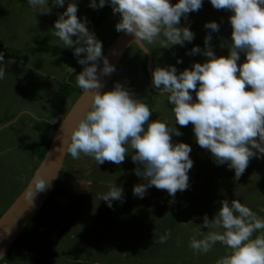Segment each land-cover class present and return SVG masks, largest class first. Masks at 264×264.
Instances as JSON below:
<instances>
[{
  "label": "rangeland",
  "instance_id": "rangeland-1",
  "mask_svg": "<svg viewBox=\"0 0 264 264\" xmlns=\"http://www.w3.org/2000/svg\"><path fill=\"white\" fill-rule=\"evenodd\" d=\"M70 2L77 5V17L81 21L95 15L97 8L89 6L91 0L88 5L84 0H65L63 7H54L53 0H48V7L52 9L48 15L36 13L27 0H0V53L4 54L5 61L0 66L6 73L0 79V216L38 166L40 161L35 152L39 153L50 143L52 128L44 124V119L66 111L57 102V89L66 84L75 91L76 75L84 68L74 52L64 56L36 50L40 42L64 48L53 34L54 23ZM231 15L230 11L214 9L210 0H202L200 10L180 20L179 27H187L194 33L191 42L170 48H162L159 40L154 44L144 43L151 53L152 72L156 67L174 66L178 75L185 69L191 70L195 63L203 64L208 59L201 54L208 35L212 37L209 47L216 57H227ZM120 19L111 7L102 23L90 25V32L102 42V52L120 33L115 30ZM209 22H216L219 31L206 29L205 24ZM196 46L201 53L189 55ZM136 47L131 46L123 55L103 92L113 90L120 83L150 108L149 122L160 120L182 133L181 136L173 134L172 143H185L192 149L188 189L171 197L152 186L143 198L135 196L134 186L147 182L135 175L134 170L142 166L132 162L134 150L119 165L107 161L97 164L83 154L73 159L67 154L46 202L0 264H217L230 251L221 244L217 243L207 253H196L189 248L192 239H202L210 231H223L201 227L205 216L212 220L222 206L221 201L236 199L264 219V157L251 158L238 180L227 164L217 165L211 153L196 143L193 126L181 127L175 123L167 96H159L150 85L149 77L144 75L141 68L144 58L135 55ZM79 58H84V54ZM178 60L182 62L177 63ZM243 62L245 55L240 53L237 63ZM7 68L16 74H9ZM192 95L195 101V92ZM75 96L70 94L73 101ZM18 106L28 112L15 120L19 116ZM113 186L122 189V199L113 200L109 207L101 197ZM166 234V242L160 243ZM261 234V231L255 232L252 238Z\"/></svg>",
  "mask_w": 264,
  "mask_h": 264
},
{
  "label": "clouds",
  "instance_id": "clouds-1",
  "mask_svg": "<svg viewBox=\"0 0 264 264\" xmlns=\"http://www.w3.org/2000/svg\"><path fill=\"white\" fill-rule=\"evenodd\" d=\"M106 2L121 17L115 30L133 36V42L141 47L145 42L154 44L158 40L162 48L191 42L194 33L187 27H179L180 20L202 7V0H179L175 5L169 0H99L98 4L91 0L89 6L103 8ZM27 3L42 15L52 11L48 0H27ZM64 3L65 0H53L54 7H63ZM210 3L216 10L232 12L229 55L217 58L209 47L212 37L208 35L202 53L199 46L188 53H201L208 58L206 62L195 63L191 70L185 69L178 75L174 66L156 67L152 82L159 96H167L175 123L181 127L191 124L196 143L211 153L217 165L227 164L233 169L238 180L251 158L264 157V0H210ZM77 12V5L68 3L54 23L53 34L65 48L74 49L78 63L84 66L76 75V86L83 93L91 92V102L70 139L62 143L63 153L73 159L83 154L97 164L107 161L119 165L134 150L132 162L142 166L134 170L135 175L147 183L134 186L133 194L143 198L147 189L155 186L175 197L178 191L189 187L188 172L193 167L190 145L173 144L172 135L182 133L160 120L149 122L150 108L120 83L111 91H100V77L111 75L115 67L103 56L102 42L88 30L87 20L81 22ZM205 28L219 31L216 22L206 23ZM240 53H244L245 62L238 65ZM101 60L103 67L98 76L97 64ZM3 64L4 54L0 53V65ZM5 74L0 66V79ZM249 87L251 90H246ZM70 104L66 106L69 108ZM37 179L40 182L34 180V189L33 184L29 189V204L37 191L43 192L49 186L45 180ZM101 199L111 207L113 200L122 199V189L113 186ZM221 205L215 217L209 220L205 216L200 226L223 231H210L199 240L194 238L189 248L207 253L219 243L230 251L217 264H264V219L236 199L221 201ZM258 231L262 234L253 239ZM167 238V234L162 236L160 243Z\"/></svg>",
  "mask_w": 264,
  "mask_h": 264
},
{
  "label": "water",
  "instance_id": "water-1",
  "mask_svg": "<svg viewBox=\"0 0 264 264\" xmlns=\"http://www.w3.org/2000/svg\"><path fill=\"white\" fill-rule=\"evenodd\" d=\"M171 1L172 0H169V3ZM133 40V36L120 32L103 52V56L107 58L109 64L114 66L116 69L119 61L127 50L131 46H137L138 49H140L147 56V73L150 85L156 93H159V91L153 87L151 53L145 46L141 47L140 45L134 43ZM97 67V75L99 76V69L103 67V60L99 61ZM113 73L109 76L100 77V84L102 85L100 88L101 92H103ZM90 102L91 92L83 93L81 91L75 101L70 104L68 110L63 115L59 116L60 120L53 133L44 157L39 162L36 170L32 174L24 189L0 216V261L4 258L13 242L22 233L24 228L31 223L33 217L46 202L62 169L66 156L61 148L62 143H65L70 139V134L73 128L83 117L84 113L89 109ZM37 178L45 180V183L49 186L43 192L37 191L35 196L32 197V203L29 204L31 198V192L29 189L32 184L34 189V180H36L37 184L40 182Z\"/></svg>",
  "mask_w": 264,
  "mask_h": 264
},
{
  "label": "trees",
  "instance_id": "trees-1",
  "mask_svg": "<svg viewBox=\"0 0 264 264\" xmlns=\"http://www.w3.org/2000/svg\"><path fill=\"white\" fill-rule=\"evenodd\" d=\"M84 3L86 5H88V0H84ZM110 8H111L110 3L106 2L105 3V6L103 8H97V10L95 12V15L91 14V16L89 18H86V20H87L86 27L88 28L89 31H90V28H89L90 25H92V24L93 25L100 24V23H102L106 19L107 15L110 12ZM84 20L85 19H83L81 22H83ZM72 39L75 40L76 38L75 37H72ZM39 46L40 47H37L38 49H36V48L35 49L36 50H43L44 52H50V53H53V55H60L61 54V55H64V56H69V55H71V53L74 52V49L73 48H65V47L63 48V47L58 46V45H49V44H46L44 42H40L39 43ZM135 55L136 56H140V55L143 56L144 59H143L142 64H141V68L143 70L144 75L147 78L148 77V73H147V56L140 49H138V48L136 49V54ZM75 75H76V73L75 74H72L73 77ZM63 84H65V82H61V85H63ZM74 88L76 89L75 91L69 89L68 88V85H66V84H65V86L59 87L58 90H57V98H58L57 102L60 105H64L65 106L64 103L67 100H70V99L72 100V98H70V94L75 93L76 94L75 97H78L79 94H80V92H81V89H79L76 85H75ZM71 102H73V100ZM148 102L151 103L152 100L151 99H148ZM64 108L66 109V111L68 110V107L65 106ZM58 122H59V119H58V121H57L56 124H51L50 122H48V123L45 122L44 124L48 125V127L52 128V130L55 131L56 128H57ZM47 148H48V145L47 146H44L43 149H41V151L39 153L35 152V154H37V156H38L39 161H41L42 158L44 157V154L46 153ZM32 150H33V153H34V149L33 148H32ZM30 224H28L24 228L23 231H25L26 228H29L30 227Z\"/></svg>",
  "mask_w": 264,
  "mask_h": 264
},
{
  "label": "crops",
  "instance_id": "crops-1",
  "mask_svg": "<svg viewBox=\"0 0 264 264\" xmlns=\"http://www.w3.org/2000/svg\"><path fill=\"white\" fill-rule=\"evenodd\" d=\"M122 59V58H121ZM120 62V61H119ZM119 64V63H118ZM30 65H32V64H30ZM24 67H25V64H24ZM151 68H152V65H151ZM6 71L9 73V74H16V72L14 71V70H12L11 68H7L6 69ZM24 71L25 72H29L27 69H24ZM29 73H32L31 71L29 72ZM112 77V76H111ZM110 80V79H109ZM17 82H18V80H17ZM109 82V81H108ZM19 83V82H18ZM20 84V83H19ZM107 85V84H106ZM106 87V86H105ZM58 90V89H57ZM104 90H105V88H104ZM103 90V91H104ZM103 93V92H102ZM71 100V99H70ZM70 100H69V102H70ZM22 109H24L22 106H18V109H17V111L19 112V116L15 119V120H19L22 116V114H24L23 112H28V111H26V110H22ZM20 110V111H19ZM40 111V113H43L44 114V112L42 111V110H39ZM39 111H37V112H39ZM30 113V112H29ZM25 114H27V113H25ZM30 114H32V113H30ZM34 114V113H33ZM59 113L57 114V115H55V116H53L52 117V115H51V117H49L48 119H49V122L51 123V124H56L57 123V121H58V119H60L59 118ZM34 116H35V114H34ZM58 116V117H57ZM51 132H52V136H53V133H54V131L53 130H51ZM52 138V137H51ZM50 141H51V139H50ZM20 236V235H19ZM18 236V237H19Z\"/></svg>",
  "mask_w": 264,
  "mask_h": 264
},
{
  "label": "flooded vegetation",
  "instance_id": "flooded-vegetation-1",
  "mask_svg": "<svg viewBox=\"0 0 264 264\" xmlns=\"http://www.w3.org/2000/svg\"><path fill=\"white\" fill-rule=\"evenodd\" d=\"M67 101H68V100H67ZM67 101L64 103L65 106H66V104L69 105V104L71 103V101H70V102H69V101L67 102ZM48 120H49V119H44V122H47V123H48V122H49Z\"/></svg>",
  "mask_w": 264,
  "mask_h": 264
}]
</instances>
